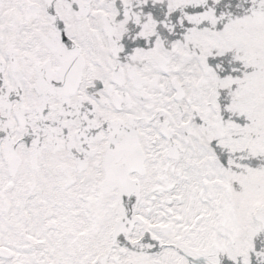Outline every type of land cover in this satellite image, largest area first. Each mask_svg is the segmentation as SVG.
Here are the masks:
<instances>
[{"label": "snow or ice", "instance_id": "6c2138e0", "mask_svg": "<svg viewBox=\"0 0 264 264\" xmlns=\"http://www.w3.org/2000/svg\"><path fill=\"white\" fill-rule=\"evenodd\" d=\"M0 264H264V0H0Z\"/></svg>", "mask_w": 264, "mask_h": 264}]
</instances>
